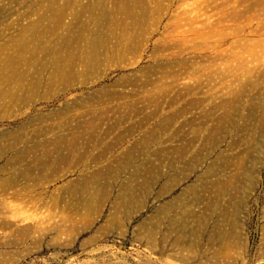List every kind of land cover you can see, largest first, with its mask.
Masks as SVG:
<instances>
[{
	"label": "rangeland",
	"instance_id": "374dc122",
	"mask_svg": "<svg viewBox=\"0 0 264 264\" xmlns=\"http://www.w3.org/2000/svg\"><path fill=\"white\" fill-rule=\"evenodd\" d=\"M0 264H264V0H0Z\"/></svg>",
	"mask_w": 264,
	"mask_h": 264
},
{
	"label": "bare ground",
	"instance_id": "6f19581e",
	"mask_svg": "<svg viewBox=\"0 0 264 264\" xmlns=\"http://www.w3.org/2000/svg\"><path fill=\"white\" fill-rule=\"evenodd\" d=\"M37 227H40V226H37ZM28 228H30V226H28ZM32 228V227H31ZM34 228H36L35 226H34Z\"/></svg>",
	"mask_w": 264,
	"mask_h": 264
}]
</instances>
